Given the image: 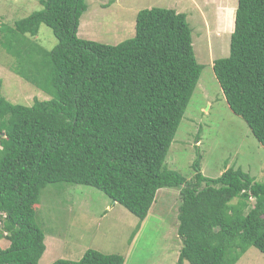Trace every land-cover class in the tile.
I'll use <instances>...</instances> for the list:
<instances>
[{
  "label": "trees",
  "instance_id": "obj_1",
  "mask_svg": "<svg viewBox=\"0 0 264 264\" xmlns=\"http://www.w3.org/2000/svg\"><path fill=\"white\" fill-rule=\"evenodd\" d=\"M39 4L0 26L13 72L50 97L24 106L0 95V238L8 241L0 264H38L45 243L35 207L56 184L92 187L139 222L159 189H177L176 264H236L250 247L264 254V182L232 167L205 177L198 153L190 180L164 165L203 68L186 15L142 9L133 37L105 45L77 36L86 0ZM40 25L56 39L50 50L30 38ZM212 70L230 111L264 149V0H237L229 54ZM123 263L87 249L51 264Z\"/></svg>",
  "mask_w": 264,
  "mask_h": 264
},
{
  "label": "rangeland",
  "instance_id": "obj_2",
  "mask_svg": "<svg viewBox=\"0 0 264 264\" xmlns=\"http://www.w3.org/2000/svg\"><path fill=\"white\" fill-rule=\"evenodd\" d=\"M39 1L0 0V26H13L40 10ZM86 4L77 36L105 45L133 37L136 15L142 9L157 7L185 14L194 56L203 68L164 165L190 180L191 163L198 153L205 177L217 178L232 167L264 182V149L246 123L230 111L212 70L214 61L229 54L231 29L221 26L220 17L228 8L233 21L237 0H86ZM30 38L45 50L56 44L44 25ZM15 64L16 59L0 45V95L24 106L32 105L35 99L48 100V95L13 72ZM179 205L177 189H159L146 218L139 222L92 187L48 185L35 207V222L43 231L45 243L38 264L77 261L87 249L122 255L123 264H176L181 248L176 232ZM0 246L7 247L8 241L0 238ZM236 264H264V254L250 247Z\"/></svg>",
  "mask_w": 264,
  "mask_h": 264
},
{
  "label": "crops",
  "instance_id": "obj_3",
  "mask_svg": "<svg viewBox=\"0 0 264 264\" xmlns=\"http://www.w3.org/2000/svg\"><path fill=\"white\" fill-rule=\"evenodd\" d=\"M234 7V11H235ZM234 18V15H233ZM220 24L222 27L227 28V30H230L232 32L233 29V21H232V11L230 12L228 8H226L223 11L222 16L220 17ZM224 30V29H223Z\"/></svg>",
  "mask_w": 264,
  "mask_h": 264
}]
</instances>
